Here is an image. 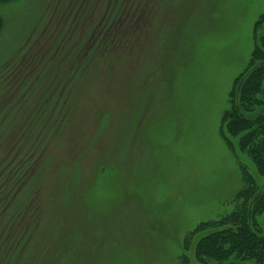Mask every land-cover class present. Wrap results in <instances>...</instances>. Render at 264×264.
Returning a JSON list of instances; mask_svg holds the SVG:
<instances>
[{
  "label": "rangeland",
  "instance_id": "374dc122",
  "mask_svg": "<svg viewBox=\"0 0 264 264\" xmlns=\"http://www.w3.org/2000/svg\"><path fill=\"white\" fill-rule=\"evenodd\" d=\"M263 15L264 0L0 2V108L26 99L1 125L9 138L0 162L25 132L41 131L33 121L43 109L65 117L46 134L32 178H22L38 217L9 264H182L185 236L232 211L242 168L264 187L237 138L232 150L221 134ZM105 23L109 50L62 108L66 57ZM54 53L59 63L37 80ZM256 219L264 235V213ZM192 247L190 263L204 264Z\"/></svg>",
  "mask_w": 264,
  "mask_h": 264
},
{
  "label": "trees",
  "instance_id": "16d2710c",
  "mask_svg": "<svg viewBox=\"0 0 264 264\" xmlns=\"http://www.w3.org/2000/svg\"><path fill=\"white\" fill-rule=\"evenodd\" d=\"M5 1L9 0H0V2ZM115 18L118 16L114 14L112 19ZM106 24H100L95 28L94 33L98 38H95L85 50H81L82 48L78 52L75 50L66 57L71 61L73 69L70 72H62L58 78V87H62L59 93V99L63 98L62 108L80 89L81 80L89 64L97 56L109 50L114 39L104 37L102 40L107 32L106 28L103 29ZM1 25L0 17V30ZM262 25H264V15L257 22V27ZM56 55L54 53L52 58H46V65L41 68L37 80L43 79L44 74L52 71V67L58 62L54 59L59 58ZM12 74L13 72L9 70L7 79ZM2 81L1 79L0 83ZM56 91L57 88L53 90V94ZM25 102L26 99L21 98L15 100L12 105L8 104L0 108V113H4L0 121V129L10 110L22 108ZM62 111L63 109L58 112L60 120H51L47 115L44 116L45 109L38 113L32 121L34 124L37 119L40 120L37 123L41 124V131L32 135L25 132L19 140L22 146L19 144V148L17 146L16 150L12 149L0 162V264H9L16 256L23 254L22 246L27 244L25 227L33 226L37 222L36 202L33 197L27 198V194L30 193L23 191L24 181L21 186L20 184L25 174L32 178L36 163L46 148V134L54 128L57 130L60 122L65 118ZM221 134L232 150L235 149V144L231 138H237V148L248 154L258 174L264 176V30L255 40L248 67L234 82L230 93V108L222 117ZM8 138L1 129L0 151L6 146ZM242 171L244 187L236 194L232 211L216 220L199 223L185 236L182 244L184 252L181 255L182 264H191L187 253L190 252L192 243L193 255L199 263L215 261L216 264H264V235L257 227L256 219L264 213V187H258L244 168ZM18 195L23 198L21 201L17 198ZM13 203L14 206L11 205Z\"/></svg>",
  "mask_w": 264,
  "mask_h": 264
}]
</instances>
